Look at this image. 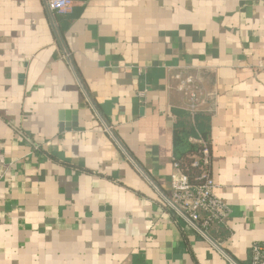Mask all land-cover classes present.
<instances>
[{
  "label": "crops",
  "instance_id": "0c3cea01",
  "mask_svg": "<svg viewBox=\"0 0 264 264\" xmlns=\"http://www.w3.org/2000/svg\"><path fill=\"white\" fill-rule=\"evenodd\" d=\"M195 114L227 206L205 235L155 190ZM262 240L264 0H0V264H250Z\"/></svg>",
  "mask_w": 264,
  "mask_h": 264
},
{
  "label": "built area",
  "instance_id": "2783aa9c",
  "mask_svg": "<svg viewBox=\"0 0 264 264\" xmlns=\"http://www.w3.org/2000/svg\"><path fill=\"white\" fill-rule=\"evenodd\" d=\"M73 0H44V6L48 13H65L71 7ZM66 57V56H65ZM178 81L177 90L184 94L189 104L187 110L190 113L197 111L200 100V89L196 83L195 76L191 74L174 75ZM105 130L111 133L110 127L105 125ZM199 143H203L199 139ZM202 156L194 159L193 166H198L200 161V182L192 183L180 170L171 175L170 191L164 193L155 187L158 195L166 207L172 209L176 216L183 218L197 232L205 235V228L215 221H224L227 216L226 204L214 194L215 186L209 176L207 166L209 163V150L204 148ZM175 167L177 164L175 163ZM250 264H264V240L254 241L250 246Z\"/></svg>",
  "mask_w": 264,
  "mask_h": 264
},
{
  "label": "trees",
  "instance_id": "16d2710c",
  "mask_svg": "<svg viewBox=\"0 0 264 264\" xmlns=\"http://www.w3.org/2000/svg\"><path fill=\"white\" fill-rule=\"evenodd\" d=\"M195 114L193 119H195L194 127H191V131L186 127L178 130L175 129L174 132V145H175V163L177 167L188 177L189 181L192 183H199L200 178V161L199 165L193 166L192 162L194 159L200 158L202 156V150L204 148H209V142L206 135V125L201 124L199 118ZM186 128V129H185ZM196 128L200 134L197 137L203 141V143H199L197 145H191L188 142V136L194 135L193 129ZM185 145L186 148H182ZM209 150V149H208ZM197 157V158H196ZM208 227V226H207ZM206 227V228H207Z\"/></svg>",
  "mask_w": 264,
  "mask_h": 264
}]
</instances>
